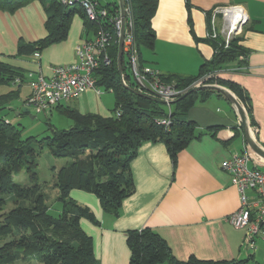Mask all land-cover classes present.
Instances as JSON below:
<instances>
[{
	"label": "crops",
	"instance_id": "1",
	"mask_svg": "<svg viewBox=\"0 0 264 264\" xmlns=\"http://www.w3.org/2000/svg\"><path fill=\"white\" fill-rule=\"evenodd\" d=\"M157 1L151 19L155 44L152 50L143 49L151 55V62L141 58L160 75H195L201 63L213 53L207 40L212 36L207 34L214 27L216 37L223 38L220 34L223 14L215 10L227 6L241 9L246 20L236 36L240 37L244 55L226 63L213 75L241 88L249 112L229 88L217 82L209 84L220 85L236 97L246 113L248 134L264 149V0ZM41 8L43 14L32 17L30 22L27 11L25 15L21 13L24 18L21 29L17 25V13L0 9V61L27 73L48 76L49 66L76 60L75 48L83 39L85 28L83 19L74 15L64 40L41 49L38 57L34 53L17 54L20 40L34 41L46 35V15ZM23 83L27 93L21 106L30 93L28 82ZM23 83H12L18 90L15 99ZM102 95L87 89L60 106L109 116L107 107L111 102ZM167 109L165 105L166 113ZM52 110L59 113L57 108ZM185 116L195 124L198 136L178 152L174 167L163 143L143 142L129 162L134 192L122 200L118 216L105 213L93 193L70 190V197L87 206L96 219L92 222L82 217L79 225L91 237L93 255L99 264H129L125 233L144 227L155 231L179 260L189 256L206 260L249 258V264H264V238H256L255 247L247 248L243 245L244 230L228 220L238 207L239 194L229 174L221 168V161L234 153L247 152L251 158L249 164L263 171L264 159L248 148L239 114L221 93L212 90L189 107ZM249 194L254 196L252 192Z\"/></svg>",
	"mask_w": 264,
	"mask_h": 264
},
{
	"label": "trees",
	"instance_id": "2",
	"mask_svg": "<svg viewBox=\"0 0 264 264\" xmlns=\"http://www.w3.org/2000/svg\"><path fill=\"white\" fill-rule=\"evenodd\" d=\"M28 1L0 0V9L14 11ZM38 1L45 11L47 33L34 41L20 40L17 54L30 55L64 40L74 15L83 19L86 30L94 28L80 6L64 9L65 6L57 0ZM123 2L129 9L134 40L140 61L144 64L141 58L143 49L152 50L155 44L151 19L158 1ZM207 40L213 49L212 56L201 63L195 75L161 74V80L174 82L181 91L180 95L191 89L195 81L209 75L204 83L217 82L226 86L249 112V103L241 88L236 83L213 75L226 63L244 55L240 37L234 36L227 45L219 36ZM109 53L110 65L100 67L95 76L98 86L105 90L112 89L113 115L81 113L58 103L53 108L59 109V113L72 123L67 128H55L48 123L51 134L41 138L33 135L23 137L17 125L0 117V238L9 237L0 244V264H13L16 259L27 255L32 256L37 264H99L93 255L91 237L79 225L82 217L92 222H96V219L87 206L70 197V190L81 189L93 193L105 213L118 216L122 200L134 192L129 162L140 145L145 141L163 143L174 167L178 152L198 136L195 124L185 115L189 107L212 90L190 92L170 105V124L167 127L155 124L154 118L167 114L165 104L129 91L119 79L114 43L110 45ZM26 76V72L20 68L0 61V85L16 81L21 84L26 82ZM131 87L134 88L132 84ZM17 92L16 88L0 93V110L9 108L8 103ZM117 111L119 115H116ZM43 147L48 148L54 157L65 159L58 169L51 168L54 176L51 189L56 191V200L60 204L55 215L49 211L48 193L38 182L36 173L37 159ZM21 170L27 175L29 185L15 182V175ZM125 235L130 252L129 264H249L250 260H206L195 256L179 260L173 256L167 243L148 227L129 229Z\"/></svg>",
	"mask_w": 264,
	"mask_h": 264
},
{
	"label": "built area",
	"instance_id": "3",
	"mask_svg": "<svg viewBox=\"0 0 264 264\" xmlns=\"http://www.w3.org/2000/svg\"><path fill=\"white\" fill-rule=\"evenodd\" d=\"M65 7H82L86 18L94 24L92 30L85 29V35L75 48L76 60L63 65H51L50 75L28 73L30 93L24 101L28 109L36 113L49 112L55 105L78 96L87 89L96 94L105 90L96 84V70L109 66L111 44L118 46L121 31L122 38V72L119 74L123 85L134 86L140 92L153 95L166 101L168 109L165 116L154 118V123L167 127L170 124V100L181 92L174 83L161 80L157 69L142 64L133 36V23L129 9L124 6L122 19L118 0L103 3L102 0H57ZM124 3V2H123ZM215 12L223 14L220 34L225 44L240 33L246 20L237 6L218 8ZM237 12L238 16L232 15ZM213 27L207 36L216 37ZM36 57L39 52H34ZM202 80V79H201ZM195 81L192 86L201 84ZM119 115V111L116 112ZM251 158L247 152L234 153L221 161V168L227 172L239 194V204L229 217V222L236 228L244 230L243 245L253 249L256 238H264V171L257 165H250ZM249 192L253 193V197Z\"/></svg>",
	"mask_w": 264,
	"mask_h": 264
},
{
	"label": "rangeland",
	"instance_id": "4",
	"mask_svg": "<svg viewBox=\"0 0 264 264\" xmlns=\"http://www.w3.org/2000/svg\"><path fill=\"white\" fill-rule=\"evenodd\" d=\"M45 1L48 2L49 0H45ZM116 1L117 0H102L103 3L106 2L114 3ZM41 7H42L41 3L38 2V0H30L25 4L17 7L14 11L7 10V12L10 13L15 12L18 14L17 25L21 29L22 28L21 24L24 23L23 22L24 18L21 15V13L25 15V12L27 11V14L29 16V19L27 17V20H29L30 22L31 20H33L32 17H34L35 19L43 14ZM69 8L71 7H64V9H69ZM142 56L147 62L149 63L151 62V55L148 52H143ZM23 58L28 60L31 59L30 56H24ZM54 65H60V64H54ZM26 75H27L26 82H28L29 78L27 72ZM207 76L209 77V75H206V77ZM205 78L201 80V84L204 83ZM14 88L16 89V87L12 83H9L7 85H0V93L7 92L8 90ZM26 93H27V86L26 83H23L21 85L18 98L17 99L14 98L8 103L9 108L0 110V117H4L7 120H9L11 123L17 125L21 129V134L23 137L33 135L36 136L37 138H41L43 136L50 135L51 129L48 123H50L51 126L55 128H67L71 125L72 122L70 119L60 115L55 110L52 111L50 110L49 112H45V113L44 112L36 113L34 110L30 108L27 114H16V111H19L22 107L21 102L24 99L23 97L26 95ZM102 94H103L102 97H105L108 101L111 102L110 105L107 107V113L113 115L114 95L111 92L104 90ZM64 163H65V159L54 157L53 155H51L48 148L46 147H43L41 149L39 157L37 159L36 173L38 176V182L43 185L44 190L48 193L47 204L49 205L50 213L53 215L57 214L56 209L59 208L60 204L56 200V191L51 189L52 188L51 185L54 180V176L51 171V168L54 167L55 169H58ZM14 179L15 182H17L20 185H25V186L29 185L27 175L24 173L23 170H21L17 175H15ZM8 239L9 237L0 238V244ZM13 264H37V261L32 256L27 255V257L25 258L20 257L16 259Z\"/></svg>",
	"mask_w": 264,
	"mask_h": 264
},
{
	"label": "water",
	"instance_id": "5",
	"mask_svg": "<svg viewBox=\"0 0 264 264\" xmlns=\"http://www.w3.org/2000/svg\"><path fill=\"white\" fill-rule=\"evenodd\" d=\"M118 4L120 7V11H121V16L122 19L124 18V3L123 0H118ZM122 38H123V32L121 31V36L119 38V42H118V47H117V70L118 73L120 74L122 72ZM129 91L133 92L136 95L139 96H143L155 101H158L162 104H166L167 102L164 100H161L153 95H149L147 93H143L140 92L134 88H132L131 86L128 85H124ZM200 89H208V90H213L216 91L218 93H221L236 109L237 113L239 114L240 120L242 122V125L244 126V137H245V141L247 143L248 148L255 153L256 155L260 156L261 158L264 159V149L257 144V142L255 140H253L251 138V136L248 134L247 131V117H246V113L245 110L243 108V106L239 103V101L236 99V97L230 92L228 91L226 88L221 87L220 85L217 84H209V83H203L200 84L198 86H194L191 89L183 92L182 94H180L178 97H176L173 100H170L168 103L172 104L174 102H176L177 100L183 98L184 96H186L187 94H189L190 92L196 91V90H200ZM19 112L21 113H28L29 109L23 105L21 107V109L19 111H16V114H18Z\"/></svg>",
	"mask_w": 264,
	"mask_h": 264
},
{
	"label": "bare ground",
	"instance_id": "6",
	"mask_svg": "<svg viewBox=\"0 0 264 264\" xmlns=\"http://www.w3.org/2000/svg\"><path fill=\"white\" fill-rule=\"evenodd\" d=\"M232 15H234V16H238L237 12H234Z\"/></svg>",
	"mask_w": 264,
	"mask_h": 264
}]
</instances>
